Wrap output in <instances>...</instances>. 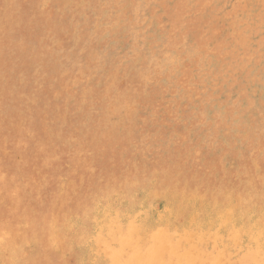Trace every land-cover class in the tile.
Wrapping results in <instances>:
<instances>
[{
    "label": "rangeland",
    "instance_id": "374dc122",
    "mask_svg": "<svg viewBox=\"0 0 264 264\" xmlns=\"http://www.w3.org/2000/svg\"><path fill=\"white\" fill-rule=\"evenodd\" d=\"M0 128V264H264V0H0Z\"/></svg>",
    "mask_w": 264,
    "mask_h": 264
},
{
    "label": "bare ground",
    "instance_id": "6f19581e",
    "mask_svg": "<svg viewBox=\"0 0 264 264\" xmlns=\"http://www.w3.org/2000/svg\"><path fill=\"white\" fill-rule=\"evenodd\" d=\"M66 2V1H65ZM64 2V3H65ZM70 2V1H69ZM236 2V1H235ZM231 3V2H230ZM13 4V3H12ZM31 4V3H30ZM75 5V4H74ZM79 5V4H78ZM98 5V4H97ZM5 6V5H4ZM31 6V5H30ZM57 7V6H56ZM120 7V6H119ZM5 8V7H4ZM10 8V7H9ZM37 9H38V7H37ZM231 9V8H230ZM162 10V9H161ZM254 10V9H253ZM17 11V10H16ZM160 11V10H159ZM252 12V11H251ZM9 17V16H8ZM233 17V16H232ZM166 18V17H165ZM248 19H249V17H248ZM8 20V19H7ZM237 20L235 19V22H236ZM70 22V21H69ZM233 22V21H232ZM235 22H233V23H235ZM232 23V24H233ZM98 25V24H97ZM155 25V24H154ZM124 26V25H123ZM166 27V26H165ZM75 28V27H74ZM85 28V27H84ZM2 29V28H1ZM91 29V28H90ZM175 29V28H174ZM182 29V28H181ZM150 31V30H149ZM153 33H154V31H153ZM245 33V32H244ZM105 34H106V32H105ZM73 35V34H72ZM186 35H188V34H186ZM120 36V35H119ZM244 36V35H243ZM41 37V36H40ZM163 37V36H162ZM230 37V36H229ZM163 41V40H162ZM116 42V41H115ZM164 42V41H163ZM194 43V42H193ZM232 45V44H231ZM43 46V45H42ZM108 46V45H107ZM145 48H146V45H145ZM188 50V49H187ZM100 51V50H99ZM66 52V51H65ZM196 52V51H195ZM176 54V53H175ZM50 55V54H49ZM42 56V55H41ZM51 57V56H50ZM69 57V56H68ZM187 58V57H186ZM137 60V59H136ZM165 64V63H164ZM169 66V65H168ZM179 66V65H178ZM64 70H65V68H64ZM34 71V70H33ZM171 71V70H170ZM60 72H62V71H60ZM21 73V72H20ZM179 74H180V72H179ZM59 75V74H58ZM116 76V75H115ZM16 77V76H15ZM14 77V78H15ZM22 79V78H21ZM114 79V78H113ZM163 79V78H162ZM66 80V79H65ZM117 81V80H116ZM260 81V80H259ZM115 82V81H114ZM130 82V81H129ZM190 82V81H189ZM254 82V81H253ZM203 83V82H202ZM250 83V82H249ZM109 84V83H108ZM107 84V85H108ZM111 84V83H110ZM254 84H255V82H254ZM109 86V85H108ZM181 88V87H180ZM133 90H134V88H133ZM214 91V90H213ZM124 92V91H123ZM133 92V91H132ZM193 93V92H192ZM67 94V93H66ZM121 94H123V93H121ZM54 95V94H53ZM144 95V94H143ZM213 95V94H212ZM56 96V95H55ZM177 96V95H176ZM257 96V95H256ZM81 97V96H80ZM131 97V96H130ZM21 98V97H20ZM256 98V97H255ZM30 99V98H29ZM89 100H90V98H89ZM108 100V99H107ZM196 100V99H195ZM33 101V100H32ZM40 101V100H39ZM83 101V100H82ZM131 101V100H130ZM88 102H90V101H88ZM22 103H24V102H22ZM95 103V102H94ZM137 103V102H136ZM106 104H108V103H106ZM131 104V103H130ZM252 104V103H251ZM25 105V104H24ZM36 105V104H35ZM207 105V104H206ZM257 105H258V103H257ZM3 106V105H2ZM216 108V107H215ZM248 108V107H247ZM20 109V108H19ZM192 109V108H191ZM221 109V108H220ZM78 110V109H77ZM79 110H80V108H79ZM132 110V109H131ZM150 110V109H149ZM15 111V110H14ZM51 111V110H50ZM4 112V111H3ZM233 112V111H232ZM12 113V112H11ZM19 113V112H18ZM87 113V112H86ZM117 113V112H116ZM208 113V112H207ZM215 113V112H214ZM220 113V112H219ZM220 115V114H219ZM256 115V114H255ZM17 116V115H16ZM62 116V115H61ZM126 117V116H125ZM125 117H124V119H125ZM133 117V116H132ZM219 117V116H218ZM237 117H239V116H237ZM106 119V118H105ZM245 119V118H244ZM62 120H63V118H62ZM206 120V119H205ZM212 120V119H211ZM106 122V121H105ZM246 122V121H245ZM238 123V122H237ZM76 124V123H75ZM189 124V123H188ZM200 124V123H199ZM204 124V123H203ZM84 125V124H83ZM202 125V124H201ZM102 126V125H101ZM172 126V125H171ZM87 127V126H86ZM181 127V126H180ZM60 128V127H59ZM101 128V127H100ZM119 128V127H118ZM124 128V127H123ZM186 128V127H185ZM263 128V127H262ZM1 129V128H0ZM105 129H107V128H105ZM247 129V128H246ZM259 130H261V128H259ZM219 131V130H218ZM59 132V131H58ZM212 132V131H211ZM257 134V133H256ZM220 135V134H219ZM69 136V135H68ZM159 136V135H158ZM218 136V135H217ZM262 136H263V134H262ZM60 137V136H59ZM219 137H221V136H219ZM250 137V136H249ZM254 137V136H253ZM252 137V139H253V141H254V138H256V137H254L253 138ZM150 138V137H149ZM200 138V137H199ZM49 139V138H48ZM67 140V139H66ZM128 141V140H127ZM205 141V140H204ZM165 142V141H164ZM129 143V142H128ZM172 143V142H171ZM198 143V142H197ZM132 144V143H131ZM134 144V143H133ZM183 144V143H182ZM193 144V143H192ZM64 145V144H63ZM162 145V144H161ZM169 146V145H168ZM188 146V145H187ZM41 147V146H40ZM148 147V146H147ZM157 148V147H156ZM35 149V148H34ZM101 149V148H100ZM124 149V148H123ZM171 149V148H170ZM172 151V150H171ZM193 151V150H192ZM49 152V151H48ZM53 152V151H52ZM77 152V151H76ZM188 152V151H187ZM110 153V152H109ZM210 153V152H209ZM223 153V152H222ZM250 153V152H249ZM31 154V153H30ZM82 154V153H81ZM90 154V153H89ZM56 155V154H55ZM71 155V154H70ZM155 155V154H154ZM250 155V154H249ZM235 156H237V155H235ZM57 157V156H56ZM238 157V156H237ZM132 158V157H131ZM83 159H84V157H83ZM255 159V158H254ZM262 159H264V158H262ZM71 161V160H70ZM119 161V160H118ZM238 161V160H237ZM25 162V161H24ZM82 162V161H81ZM143 162V161H142ZM191 162V161H190ZM200 162V161H199ZM232 162V161H231ZM234 163H235V161H234ZM252 163H254L253 161H252ZM72 164V163H71ZM230 164V163H229ZM236 164V163H235ZM250 164H251V162H250ZM255 165H256V163H254ZM111 166V165H110ZM109 166V167H110ZM227 166V165H226ZM235 166V165H234ZM239 166V165H238ZM237 166V167H238ZM32 167V166H31ZM93 167V166H92ZM253 167V166H252ZM255 167V166H254ZM256 167H257V165H256ZM124 168V167H123ZM233 169V168H232ZM250 169V168H249ZM248 169V170H249ZM220 170V169H219ZM234 170V169H233ZM237 170V169H236ZM235 170V171H236ZM258 170V169H257ZM256 170V171H257ZM150 171V170H149ZM234 171V172H235ZM254 172H255V170H253ZM225 172V171H224ZM238 172H239V170H238ZM215 173L217 174V172H216V170H215ZM214 173V174H215ZM237 173V172H236ZM241 173V172H240ZM213 174V175H214ZM238 174V173H237ZM258 174V173H257ZM264 174V173H263ZM223 175V174H222ZM221 175V176H222ZM233 175H235V173L233 174ZM244 175V174H243ZM225 176V175H224ZM242 176V175H241ZM251 176H253V174L251 175ZM254 176H255V173H254ZM259 176L261 177V175L259 174ZM90 177V176H89ZM215 177H217V176H215ZM226 177V176H225ZM248 177V176H247ZM207 178V177H206ZM222 178V177H221ZM235 178V177H234ZM237 178H239L238 177V175H237ZM245 178H246V175H245ZM256 178H257V176H256ZM216 179V178H215ZM219 179V178H218ZM241 178H239V180H240ZM249 179H251V177L249 178ZM264 179V178H263ZM209 180V179H208ZM214 180V179H213ZM228 180V179H227ZM234 180V179H233ZM242 180H243V178H242ZM246 180H248V179H246ZM178 181V180H177ZM220 181H222V179L220 180ZM226 181V180H225ZM250 181V180H249ZM248 181V182H249ZM263 181V180H262ZM197 182V181H196ZM195 182V183H196ZM199 182V181H198ZM197 182V183H198ZM201 182V181H200ZM217 182H218V180H217ZM228 182H229V180H228ZM233 182V181H232ZM239 182H241V181H239ZM244 182V181H243ZM253 182H255V181H253ZM253 182H252V186H255V185H253ZM256 182H258V180L256 181ZM260 182V181H259ZM207 183V182H206ZM223 183V182H222ZM234 183V182H233ZM247 183V182H246ZM263 183H264V181H263ZM201 184V183H200ZM202 184H204V183H202ZM209 184H213V183H209ZM218 184H220V182L218 183ZM225 184H227V183H225ZM229 184H232L231 182L229 183ZM234 184H236V183H234ZM244 184V183H243ZM259 184H261V183H259ZM146 185H148V184H146ZM178 185V184H177ZM182 185V184H181ZM181 185H179V186H181ZM194 185H196V184H194ZM251 185V184H250ZM257 185H258V183H257ZM208 186V185H207ZM214 186V185H213ZM231 186H233V184L231 185ZM240 187H242V190H245V189H243V186L242 185H239ZM248 186V185H247ZM148 187V186H147ZM178 186H176V188H177ZM197 187V186H196ZM218 187H219V185H218ZM221 187V186H220ZM228 187V186H227ZM234 187H237V185L236 186H234ZM245 187V186H244ZM208 188H210V185H209V187ZM211 188H213V187H211ZM224 188V187H223ZM229 188V187H228ZM248 188V187H247ZM256 188V187H255ZM262 188V187H261ZM221 189H222V187H221ZM256 189H258V188H256ZM151 190H154V191H160V190H158V189H156V187H155V185L152 183L151 184V186L150 187H148V190H146V191H144V192H146L145 194H147V192H151ZM198 190V189H197ZM237 190H238V187H237ZM250 190V189H249ZM212 191V190H211ZM210 191V192H211ZM208 192V191H207ZM255 192V191H254ZM262 192V191H261ZM256 193V192H255ZM254 193V194H255ZM259 193V192H258ZM250 193H248V195H249ZM257 194V193H256ZM204 195V193H202L201 192V190L199 191L198 190V193L197 192H195V194L194 193H192V197L195 199V201H198V200H200L201 199V197ZM214 195V194H213ZM247 195V196H248ZM258 195V194H257ZM243 194H240L239 193V191L237 192V191H235V190H231V189H225L224 188V190H221V192H219L218 193V195L215 197H213L214 198V202L215 203H220V204H222L223 206H229V209H227L224 213H223V215L225 216V217H228L229 216V214H231V213H234L235 211H239L240 213H243L244 211H247V209H248V207L250 206V203L249 202H247V201H245L244 200V198H243ZM249 197V196H248ZM255 199H256V196H255ZM169 200V199H168ZM78 201V200H77ZM148 201V200H147ZM253 201V200H252ZM251 201V202H252ZM143 204V203H142ZM141 204V205H142ZM86 205V204H85ZM171 206V205H170ZM154 208V207H153ZM156 208V207H155ZM22 210H23V208H21ZM143 210H144V208H143ZM151 210V209H150ZM173 210V209H172ZM120 211V210H119ZM147 211V210H146ZM155 211V210H154ZM138 212H139V210H138ZM140 213H143V211H141ZM148 214H149V211L147 212ZM175 213V212H174ZM199 213L200 212H198V213H196V214H193L192 215V221L193 222H197L198 221V217H199ZM211 213V212H210ZM138 214V213H137ZM212 215H213V213H211ZM111 215V214H110ZM161 215H163V213L161 214ZM251 215V214H250ZM96 216V215H95ZM142 216V215H141ZM223 216V217H224ZM153 217V216H152ZM161 217V216H160ZM22 218H23V216H22ZM26 218V215L24 216V220H26L25 219ZM166 218H168V217H166ZM170 218H172V217H170ZM207 218L210 220L211 219V216L210 215H207ZM136 220V219H135ZM147 220H149V219H147ZM160 220H161V218H160ZM96 222V221H95ZM115 222V221H114ZM146 222H148V221H146ZM158 222V221H157ZM156 222V223H157ZM161 222V221H160ZM170 222V221H169ZM250 222V221H249ZM26 223H29V221H27ZM155 223V224H156ZM92 224V223H91ZM154 224V225H155ZM185 224V223H184ZM135 225V224H134ZM195 225V224H194ZM24 226V225H23ZM28 226V225H27ZM169 226V225H168ZM183 227V226H182ZM27 228V227H26ZM32 229V228H31ZM53 229V228H52ZM171 229V228H170ZM155 230H157V229H155ZM261 230H263V229H261ZM2 231V230H1ZM94 231V230H93ZM154 231V230H153ZM171 232H173V231H171ZM178 232H180V230L178 231ZM182 233V232H181ZM256 233H258V232H256ZM93 234V236H94V232L92 233ZM24 235H26V234H24ZM172 235V234H171ZM180 235H182V234H180ZM31 236V235H30ZM107 235H105V237H106ZM254 236V235H253ZM3 238V237H2ZM25 238V237H24ZM63 238V240H64V237H62ZM145 238V237H144ZM137 239V238H136ZM176 239V238H175ZM180 241V240H179ZM178 241V242H179ZM242 241V240H241ZM32 242V241H31ZM20 244V243H19ZM54 245H56L55 244V242H54ZM176 245H177V242H176ZM263 245V244H262ZM8 246L9 247H11L12 248V245H11V243L10 242H8ZM106 246V245H105ZM111 246V245H110ZM121 246V245H120ZM108 247V246H107ZM106 247V248H107ZM129 247V246H128ZM172 247V246H171ZM168 248V247H167ZM205 248V247H204ZM259 248V247H258ZM114 249H116V248H114ZM5 250V249H4ZM179 250V249H178ZM57 251V250H56ZM151 251V250H150ZM201 251V250H200ZM149 252V251H148ZM209 252V251H208ZM16 253V252H15ZM152 253V252H151ZM211 254V253H210ZM130 255V254H129ZM152 255H154V254H152ZM263 255V254H262ZM128 256V255H127ZM168 256V255H167ZM89 257H91V256H89ZM121 257V256H120ZM233 257V256H232ZM100 258V257H99ZM117 258V257H116ZM130 258V257H129ZM164 259V258H163ZM18 260V259H17ZM85 260V259H84ZM119 260V259H118ZM125 260H126V258H125ZM7 261V260H6ZM14 261V260H13ZM116 261V260H115ZM129 261V260H128ZM147 261V260H146ZM210 261V260H209ZM2 262V261H1ZM76 262V261H75ZM127 262V261H126ZM161 262V261H160ZM163 262V261H162ZM264 262V261H263ZM4 263V262H3ZM3 263H1V264H3ZM13 263V262H12ZM106 263H108V262H106ZM166 263V262H165ZM120 264V263H119ZM129 264V263H128ZM247 264H249V263H247Z\"/></svg>",
    "mask_w": 264,
    "mask_h": 264
}]
</instances>
